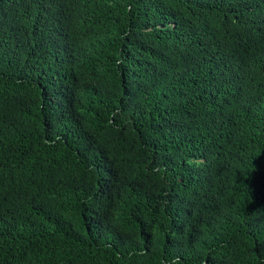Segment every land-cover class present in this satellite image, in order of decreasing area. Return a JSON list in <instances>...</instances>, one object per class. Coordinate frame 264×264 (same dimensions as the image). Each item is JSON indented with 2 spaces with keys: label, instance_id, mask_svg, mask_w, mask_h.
Returning a JSON list of instances; mask_svg holds the SVG:
<instances>
[{
  "label": "trees",
  "instance_id": "16d2710c",
  "mask_svg": "<svg viewBox=\"0 0 264 264\" xmlns=\"http://www.w3.org/2000/svg\"><path fill=\"white\" fill-rule=\"evenodd\" d=\"M0 264H264V0H0Z\"/></svg>",
  "mask_w": 264,
  "mask_h": 264
}]
</instances>
